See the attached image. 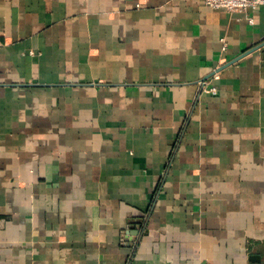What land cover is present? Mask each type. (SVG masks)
<instances>
[{"label":"crops","instance_id":"crops-1","mask_svg":"<svg viewBox=\"0 0 264 264\" xmlns=\"http://www.w3.org/2000/svg\"><path fill=\"white\" fill-rule=\"evenodd\" d=\"M262 43L263 8L0 0V264H264V45L218 71Z\"/></svg>","mask_w":264,"mask_h":264},{"label":"built area","instance_id":"built-area-1","mask_svg":"<svg viewBox=\"0 0 264 264\" xmlns=\"http://www.w3.org/2000/svg\"><path fill=\"white\" fill-rule=\"evenodd\" d=\"M204 6L211 8V9H224L229 13H236V12H246L249 10H256L258 8L264 9V0H201ZM224 45H226V41L222 39ZM201 87L203 88L206 82L200 83ZM215 94V90L212 89L211 91ZM135 241L132 240L131 248H135ZM135 244V245H134Z\"/></svg>","mask_w":264,"mask_h":264},{"label":"water","instance_id":"water-1","mask_svg":"<svg viewBox=\"0 0 264 264\" xmlns=\"http://www.w3.org/2000/svg\"><path fill=\"white\" fill-rule=\"evenodd\" d=\"M264 43H262L261 45H258L248 51H246L245 53H243L242 55H240L239 57H237L236 59H234L233 61L227 63L226 65H224L223 67H221L218 71L224 69L225 67L229 66V65H232L233 63L237 62L238 60H240L241 58L245 57L246 55L250 54L251 52L257 50L258 48H260L261 46H263Z\"/></svg>","mask_w":264,"mask_h":264}]
</instances>
